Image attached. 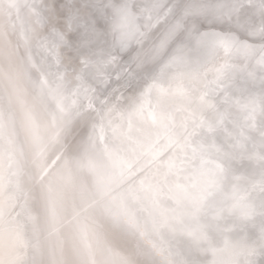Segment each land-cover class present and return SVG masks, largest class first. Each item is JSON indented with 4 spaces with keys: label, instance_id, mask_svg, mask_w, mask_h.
Returning a JSON list of instances; mask_svg holds the SVG:
<instances>
[{
    "label": "snow or ice",
    "instance_id": "6c2138e0",
    "mask_svg": "<svg viewBox=\"0 0 264 264\" xmlns=\"http://www.w3.org/2000/svg\"><path fill=\"white\" fill-rule=\"evenodd\" d=\"M209 57L218 61L211 80ZM0 60L17 64L38 95L54 104L48 142L57 143L64 126L82 122L87 134L75 166L94 180L97 199L88 207L100 203L108 221L105 236L78 224L75 261L65 259L58 242L39 264H264V0H0ZM93 84L104 93L99 98ZM109 89L132 94L129 116L143 125L136 135L131 120L127 130L95 122L97 105L113 100ZM176 97L183 106L172 102ZM122 99V92L114 97ZM24 118L35 147L36 182L47 195L29 196L19 169L0 174V250L26 247V227L35 229L41 218L49 237L71 222L62 216L63 197L49 175L63 153L49 160L31 112ZM6 127L0 112V139ZM109 130L128 142V151L139 152L135 161L107 142ZM100 156L110 162L109 171H101ZM140 157L158 166V178L142 177L128 196L139 200L143 193L159 209L167 187L180 211L161 210L152 231L179 237L180 251L163 239L144 251L129 239L144 238L147 225L128 206V196L111 193L140 171H133ZM62 179L69 182L70 175ZM21 198V211L11 215Z\"/></svg>",
    "mask_w": 264,
    "mask_h": 264
},
{
    "label": "bare ground",
    "instance_id": "6f19581e",
    "mask_svg": "<svg viewBox=\"0 0 264 264\" xmlns=\"http://www.w3.org/2000/svg\"><path fill=\"white\" fill-rule=\"evenodd\" d=\"M217 62H218L217 59H213V58L209 57V60H208V63H207L208 79L209 80H211L213 78V72L211 71V69L214 67V65ZM236 63L239 64L240 61H236ZM14 65L15 64H11L10 65L7 60H0V84H1L2 87L5 88V90H6L5 93H7V94H5L6 95L5 98H4L5 101H6L7 97L9 99L7 103L2 102L1 99H0V112H3L5 120L7 121V127H6V130H5L4 137L2 139H0V147H1L0 150H1V152L5 151V153H6L5 156L3 154L1 156V152H0V168H2V167L7 168L6 166L9 167V165L12 164L11 165L12 170H11V167L9 168V170H11L10 172L7 173L8 169L6 171L1 170L0 174H4L5 173L6 175H9L12 171H15V170L19 169L20 172H21V174L19 176V179H20V182H21L23 188L25 189V191L28 192V193L30 192L32 194L31 196H35L37 199H40L41 197H45L46 191H44V188L42 186L41 187L38 186L37 182L34 181L33 184L30 183L31 182L30 178L35 176L34 175L35 172L32 170L31 167H29L32 161H31V158H29V155H27L26 153L28 152V150H30L31 147H32V153H34L35 147L32 144L31 133H30V131H29L27 125H26L24 115H25L26 111L31 112L36 124L39 126L40 135L43 137L44 136V129L38 123V120H40L42 115H41V112L37 110L36 106L33 107V109H32L33 112L29 110L30 109L29 105L32 106V103L31 102H27L28 99H24L25 96L20 98V96L23 95V91L25 92V89H24V86H23V91H22L20 89V84H19L18 80L16 81V79L13 78L12 74L16 71V69L14 70ZM12 84L15 87V90H14L15 92L10 91V86ZM96 87H99V85L97 84ZM113 87H116L115 83H113ZM196 87L198 89H200L201 91L203 90V84L202 83L197 84ZM20 90H21V92H20L21 95L19 93ZM109 90H111V89H109ZM121 92L123 93V96H125V97H124V99L118 101L119 103L116 104V102L114 100V97L117 96V95H120ZM108 94L113 95V100H110V105L109 106L108 105H106V106H100L99 105L98 106V109H99L98 113H93L92 114L93 117L98 118V119L95 120V122L98 123V124L101 123V121L103 122V114H104V117H105L107 112H108L107 110L109 108H113V104L115 103V107L113 108L111 113L113 112L115 114V116H117V118L119 120L118 126H121V127H123L124 129L127 130L128 126L124 127V115L126 113H128V110H130V107H131V99H130V97H131L132 94L129 91L123 90V89H121L120 91H118L116 93H110L109 92ZM1 97L2 96H0V98ZM11 98H13L15 100L19 110H16V108L13 106V104H12L13 102H12ZM9 101H11V102H9ZM172 102L175 103L177 106H183L184 103H185L182 100V98H180V97L174 98V100ZM85 103H86V101H85ZM25 105L27 106V108L25 107ZM118 105H119V107H118ZM122 105H124V106H122ZM41 107H44V106H41ZM124 108L127 111L126 113L124 112L125 110H123ZM43 109H44V111L43 110L42 111L44 113L46 111L47 107L45 106ZM120 110H123V111H120ZM48 112H49V110H48ZM36 116H37L38 119L36 118ZM126 116H128V115L126 114ZM107 118H108V122L111 121L110 119H112V117H110V118L107 117ZM77 122H80V121H77ZM139 122L141 124V121H139ZM75 123H76V121H74V124ZM127 123H128V121H127ZM22 126H24V129L22 128ZM77 126H78V124H77ZM111 126H112V121H111ZM133 127L135 129L136 124H133ZM26 134H27L28 138L26 137ZM108 134H107V136H108ZM133 135H136V133L133 132ZM14 140H15V142H14ZM107 141H109L108 137H107ZM2 142L6 145V148L1 146ZM10 146H11V151H10ZM15 147L18 150L17 152H15V149H14ZM116 147L124 148L125 151H122V152H124L123 155L126 156L127 158H129L130 160L135 161L136 157L139 156V152L132 153V152L127 150L128 142L124 141L123 138L121 139V143L119 144V146H116ZM82 151H83V147L80 150L81 155H82ZM122 152L120 154H122ZM123 155H121V156H123ZM32 156H33V154H32ZM72 159H73L72 157L71 158L68 157L67 163L68 162L69 163L68 164L66 163V165H65L66 171L68 173L72 172L74 170V168H75V166L73 164H70L71 162H74V160H72ZM97 160L101 164V167L106 168V171H109L111 169L110 162L108 160L104 159L102 156H101V158L97 157ZM144 162L148 163V158L147 157H140L138 162L135 163L133 171H135L136 169H140L141 168L140 170H142L145 173H142V171H139L135 175H133L132 177H130L131 175H129L128 176L129 179L126 178V180L128 179L127 185L125 186L124 182H123L122 184H119L118 186H115L114 188H116L118 190H117L116 193H112V195L116 194L118 196L117 193L124 192V191H126V193L129 194V192L133 191V185H138L140 179L142 177H144V175H150L148 177H151V174H152L154 179L158 178L157 170H155V169H157L156 167H158V166L156 164L145 165ZM35 170H37V169L35 168ZM58 171L59 172H57V173L60 174V169L59 168H58ZM55 175L56 174H53L51 176L54 180H56V176H57V175L56 176ZM60 175H62V174H60ZM154 175H156V176H154ZM184 175H187V173L182 174L181 177L179 178L181 183L185 182ZM13 179H15V177H13ZM170 179L175 180L176 177H172ZM36 189L39 190L38 193L36 192L37 194L35 193ZM9 191H12V187L9 189ZM162 195H164L165 199H168V201L170 203H171V201H173V200L168 198L169 194H168L167 187L164 188V191H163ZM162 195L160 197H163ZM80 197H81V199L83 201V204L86 207H88L89 204H92L93 200L91 202H89L90 201L89 200V195L85 194V196H84L83 194H80ZM141 197H140V199H142ZM71 198H72V195H71ZM144 198H146V197L143 196V199ZM147 199L149 200V198H147ZM161 200H163V199H161ZM23 202H24L23 198H21L20 201L18 202L17 206L15 207V209L14 208L11 209V215H15L17 212L21 211V208L19 207V204H23ZM137 202L139 203L138 207H137V210H139L138 212L140 213L141 216H142L141 210H144V206H148L149 205L148 207H150L152 205L149 202H147L148 205L147 204L144 205V201H142V200L141 201L137 200ZM145 202H146V200H145ZM165 206H162L160 204L161 210L165 209ZM171 207L173 209L174 207H177V205L173 204ZM150 209L153 211V212L150 211L153 214H154V212L156 210H158V209H156L154 207L153 208L150 207ZM166 209H168V208H166ZM148 214H150V213H147V215ZM169 215H171V214H169ZM18 219H22V218L18 217ZM143 221H142V217H141V223ZM41 223H43L42 219L37 223L35 229H33L32 225H28L27 226L29 232L28 231L25 232L24 236H28V237L23 239V241L25 240V245H26V248H27V249L24 248V249H26L25 255L23 257V263L24 264H32V261H33V264H34V262H35V264H39V262H41V261H46L48 259V254H47L48 247H47V244L50 247L51 245L56 244L58 242L59 243H63V241L55 239V235L52 236V237H49L48 234H47V230H45V233H44L43 226H42ZM144 225H146V222H145ZM39 226H40V230L38 229ZM61 230H63V233H65V231L67 230V227H64V229L62 227ZM61 230H60V232H61ZM137 237H138L137 241H139L141 238L139 236H137ZM30 239L32 240L33 244L31 243V241H29ZM142 239L144 240V243H146L148 245V247H149V242L152 239H150V237L148 235V232L145 235V237L142 238ZM162 239L167 245H170L173 248L174 252L180 251L182 249V245L179 246V247L177 245V240L179 239L178 237L170 236V238L162 237ZM155 241L159 243L161 240L160 239H156ZM63 245H64V256L70 262L71 261V258H70L71 257V252L67 253L66 250H65V244L63 243ZM35 247H39L40 254H37ZM16 248H17V246H15V244H13L12 252H14L16 250ZM3 251L6 252L7 248L3 249ZM1 252L2 251L0 250V253ZM4 256L7 257L6 254ZM174 258L176 260H179L181 257L179 255H176ZM14 262L15 261H13V263Z\"/></svg>",
    "mask_w": 264,
    "mask_h": 264
},
{
    "label": "water",
    "instance_id": "95a60500",
    "mask_svg": "<svg viewBox=\"0 0 264 264\" xmlns=\"http://www.w3.org/2000/svg\"><path fill=\"white\" fill-rule=\"evenodd\" d=\"M19 14L21 17H26L28 15V10L24 7H21L19 10ZM13 18H15V14H14ZM15 69H16V71L12 74L13 78H15L16 81L18 80V82L20 84V89L22 91H23V86H24V89H25V92H23V95L25 96L24 99H28L27 102L32 103V106L29 105L30 109L29 108L28 109L33 112L32 109L34 106H36L37 110L41 112L42 117L40 118V120H38V123L44 129V136L43 137L41 136V137L43 138L44 142L48 143V148H47L48 159L51 160L61 151L63 153L60 161L57 162V165L51 170L49 175L50 176H52L53 174L57 175V176L55 175L56 180H57V185H58L59 191L61 192L62 197H63L62 216L66 220L71 221L70 223L64 224L63 229H64V227H67V230L65 231V233H63V230H61L62 233L60 232L58 235H55V239L63 241V243L65 244L66 252L67 253L71 252V257H70L71 261L70 262H72V261H75L77 259V257L74 255L72 249H73V245L77 243V227H78V224H88L93 229L100 232L102 234V236H105L107 234V231H108V221L104 215L103 207L101 206V204L96 203V204H93L91 207H86L83 204V201L80 197V194H83L84 196H85V194L89 195V200H90L89 202L97 199V196L95 193L93 177L90 175H87L85 172H83L81 170H78L75 166V161L81 157L80 150L83 147L84 141L86 139L87 130L82 128V122L76 121L78 126L76 123L74 124V122H73V123L66 125L62 128V130L60 132V137H59V140L57 143L48 142L49 137L53 131L52 126H51V113L55 111L54 104L51 101L47 100L46 98L38 95L37 91L33 88L32 84L27 79V77L23 76L22 69H20L17 64L14 65V70ZM18 72L21 73L19 76H17ZM96 85L93 84L94 87H96ZM14 90H15V87L12 84L10 86V91L15 92ZM21 90L19 91V93L21 92ZM5 91H6L5 88L2 87L0 84V96H2L0 99L2 102L7 103L9 99L7 97L6 101H5V99H4L6 96L5 94H7V93H5ZM102 94H103L102 90L99 87H97V93H96L97 98H99V96ZM20 95H21V93H20ZM20 98H22V96H20ZM11 100H12V102H13L12 104L16 108V110H19L15 100L13 98H11ZM9 102H11V101H9ZM41 106L47 107V109L45 111L46 113L45 112L43 113L44 107H41ZM97 106H99V104ZM48 110H49V112H48ZM103 117H104V114H103ZM36 118H37V116H36ZM93 118H94V120L98 119L95 117H93ZM22 128L24 129V126H22ZM26 137H27V134H26ZM14 142H15V140H14ZM14 149H15V152L18 151L16 149V147ZM26 154L29 155V158H31V161H32V158H33L32 147L30 148V150H28V152ZM68 157L73 158L72 160H74V162H71L70 164H73L75 166L74 170L70 173H68L66 171V168H65L66 162L68 161ZM29 167H31L32 170L35 172V174H34L35 176L30 178V180H31L30 183L33 184L34 181L36 182L37 170H35V166L33 165L32 162H31ZM58 168L60 169V174H62V175L57 173V172H59ZM101 171L105 172L106 168L101 167ZM67 175H70V181L69 182H65V180L62 179V177H65ZM44 183L46 184V181ZM124 185L125 186L127 185V183L125 181H124ZM38 186H40V187L42 186L44 188V184H38ZM117 190L118 189L114 188L115 192L113 191L112 193H116ZM44 191H46L45 188H44ZM36 192L38 193L39 190L36 189L35 193ZM230 192H231V185L227 186L225 189V193H230ZM112 193H111V195H112ZM28 194H29V196L32 195L30 192ZM117 194L118 195L123 194L125 196H128V193H126V191L120 192ZM46 195H47V193H45V197H46ZM71 195H72V198H71ZM167 203L170 204V202L168 200H167ZM127 204L130 206V208L133 211L136 212L137 217L140 220V222H141V217H142V221L144 220L142 222V224H145V222H146L147 232H148L150 239H152L151 241H155L156 239L161 240L162 237L169 238V236L167 235L168 232H166L167 230H165V231L163 230L159 234H156L152 231V220H153L152 212H150V215L148 216L146 214V210H145L144 212H142V214L144 216H141L140 213L138 212L139 210H137L139 203L137 202V200H134L131 196H128ZM146 208L147 207L144 206V209H146ZM74 212H79V216L77 217L76 220L71 219ZM41 219L43 220V218H41ZM41 224L43 226V230L45 233V230H47V226L44 223V220H43V223H41ZM38 229L40 230V226L38 227ZM137 238H138L137 236L129 237V239L134 241L135 243H137L142 250L149 251L150 248L148 247V245L146 243H144V240L140 239L139 241H137ZM112 246H113L114 250L119 251L123 255L132 254V250L130 248L120 247L116 244H112ZM47 247H49L48 244H47ZM132 258L133 259H140L141 257H137L133 254ZM65 259L68 260L67 258H65ZM97 259L98 260L103 259V253L102 252L97 253ZM156 259H159V257H157Z\"/></svg>",
    "mask_w": 264,
    "mask_h": 264
},
{
    "label": "rangeland",
    "instance_id": "374dc122",
    "mask_svg": "<svg viewBox=\"0 0 264 264\" xmlns=\"http://www.w3.org/2000/svg\"><path fill=\"white\" fill-rule=\"evenodd\" d=\"M24 92V91H23ZM109 92L111 93V90H109ZM22 97L24 96V95H21ZM113 96V95H112ZM125 97V96H124ZM116 102V104L117 103H119V102H117V101H115ZM130 102V101H129ZM110 105V102H109V104H108V106ZM122 106H124V105H122ZM25 107H26V105H25ZM118 107H119V105H118ZM126 107V106H125ZM27 108V107H26ZM123 108V107H122ZM121 108V109H122ZM123 110H125L124 112L126 113L127 111H126V109L124 108ZM123 110H120V111H123ZM108 111V110H107ZM129 111L130 110H128V113H126L128 116H126V114L124 115V127H126V126H128V123H129V120H131V122H132V124H136V127H142L143 125L142 124H140V122L139 121H141V123H142V120H141V118L139 117V116H129ZM109 113V114H108ZM106 114V113H105ZM126 116V117H125ZM107 117H112V119H110L111 121H112V126H118V123H119V120H118V118H117V116H115V114L112 112H107V114H106V116L105 117H103V123H104V125H105V127L106 128H108L109 127V122H108V118ZM106 118V119H105ZM136 118V119H135ZM139 118V119H138ZM114 119V120H113ZM116 119V120H115ZM127 121H128V123H127ZM108 122V123H107ZM126 130V129H125ZM134 133H135V129H134V131H133ZM109 134H108V140L109 141H107L108 143H110L111 145H113V146H119V144L121 143V139L122 138H120V137H113L112 135H111V132H110V130H109V132H108ZM113 138H112V137ZM1 146L2 147H4V148H6V145L2 142L1 143ZM120 148H122V147H120ZM0 149H1V147H0ZM10 151H11V146H10ZM0 152H1V150H0ZM122 152V151H121ZM2 154L5 156V151L3 152H1V156H2ZM12 154V153H11ZM124 154V152H122V154L121 155H123ZM124 156V155H123ZM100 158H101V156H100ZM144 164L145 165H149V163H145L144 162ZM12 165V164H11ZM7 168H4V167H2V168H0V173H1V170H3V171H6L7 169H8V171H7V173L8 172H10L11 170H12V167H11V170H9V168L10 167H8V166H6ZM157 168V167H156ZM141 169V168H140ZM143 169V168H142ZM155 170H157V169H155ZM140 171H142V170H140ZM139 172V171H138ZM137 173V172H136ZM142 173H145V172H143L142 171ZM4 175L5 176H7L5 173H4ZM133 175H131L130 177H132ZM144 176H150V175H144ZM154 176H156V175H154ZM151 177H153V175L151 174ZM127 178L129 179V177L127 176ZM128 179L126 180H124L126 183H128ZM138 182V181H137ZM136 182V183H137ZM11 188V186L9 187V189ZM139 188V183H138V185H133V191H135V190H137ZM141 196V198L142 199H139L140 201L142 200V201H144V205H148V203L147 202H149V203H151V199L149 198V200L147 199L148 197H146L145 196V194H143V193H141L140 194ZM162 195V194H161ZM143 196L144 197H146V198H144L143 199ZM163 197H159V200L161 201L160 202V204L162 205V206H165V209L166 208H168V210H171L172 209V205L173 204H175L174 203V201H171V203L168 205V203L166 202L168 199H165V197H164V195H162ZM161 199H163V200H161ZM145 200H146V202H145ZM148 200V201H147ZM143 203V202H142ZM152 204V203H151ZM176 205V204H175ZM149 206V205H148ZM148 206H145V207H147L146 209H144V210H141V213L142 212H144L145 210H146V214L147 213H150V211H152L151 209H150V207H152L153 208V205H151L150 207H148ZM170 208V209H169ZM15 209V208H14ZM173 209H176L177 211H180V209L178 208V207H174ZM157 211V212H156ZM155 212H154V214L152 215L153 217H155V218H159V212L161 211V207H160V209H158V210H156ZM153 212V211H152ZM169 214H171V212L169 211ZM150 214H148V216H149ZM142 216H144L143 214H142ZM22 218V217H21ZM164 231L166 230V229H163ZM163 230H161V231H163ZM29 232V230H28V227H26V229H25V232ZM166 232H168V231H166ZM168 236H169V238H170V236H173L172 234H170L169 232H168V234H167ZM26 237H28V236H24L23 237V239H25ZM166 238V237H165ZM29 241H31V243H32V240L30 239ZM23 243H24V245H25V240L24 241H22ZM33 244V243H32ZM15 246H17V248H16V250L14 251V252H12V248H13V245H10V246H8L7 247V251L6 252H4L3 250H1L2 252L0 253V261H3V264H24L23 263V257H24V255H25V251H26V247H19L18 245H15ZM24 248H26V249H24ZM29 252V251H28ZM6 254V256L7 257H5L4 255ZM14 259V260H13ZM13 261H15L14 263H13ZM32 261V260H31ZM32 264H33V261H32Z\"/></svg>",
    "mask_w": 264,
    "mask_h": 264
}]
</instances>
